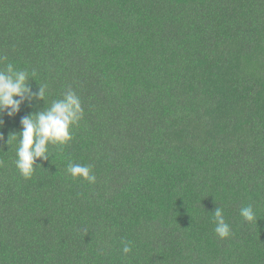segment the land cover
I'll return each instance as SVG.
<instances>
[{
  "label": "trees",
  "instance_id": "16d2710c",
  "mask_svg": "<svg viewBox=\"0 0 264 264\" xmlns=\"http://www.w3.org/2000/svg\"><path fill=\"white\" fill-rule=\"evenodd\" d=\"M8 63L46 94L0 113V264H264V0H0ZM68 88L84 117L25 179L21 118Z\"/></svg>",
  "mask_w": 264,
  "mask_h": 264
},
{
  "label": "clouds",
  "instance_id": "9594fccd",
  "mask_svg": "<svg viewBox=\"0 0 264 264\" xmlns=\"http://www.w3.org/2000/svg\"><path fill=\"white\" fill-rule=\"evenodd\" d=\"M31 75L35 76V73ZM29 80L30 76L27 71L17 70L11 63H8L4 70H0V113L6 112L8 116L17 114L26 95L44 99L46 87L40 86L39 92L33 93ZM83 117L84 109L80 97L72 88H68L61 99L53 100L49 107L22 117L15 161L20 174L25 179H30L35 172L37 159L47 160L49 158L50 145L63 146L71 141L72 128L77 126ZM0 139L3 137L0 136ZM13 139H16L15 134ZM67 170L74 179L83 178L89 183L96 181L91 165L70 162ZM240 215L248 222L257 219L251 205L241 208ZM214 219V232L221 239L229 238L232 230L225 221L223 209L215 208ZM121 243L123 252L129 253L131 242L122 240Z\"/></svg>",
  "mask_w": 264,
  "mask_h": 264
}]
</instances>
